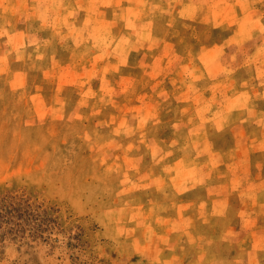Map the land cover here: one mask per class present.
<instances>
[{
	"label": "rangeland",
	"instance_id": "obj_1",
	"mask_svg": "<svg viewBox=\"0 0 264 264\" xmlns=\"http://www.w3.org/2000/svg\"><path fill=\"white\" fill-rule=\"evenodd\" d=\"M0 264H264V0H0Z\"/></svg>",
	"mask_w": 264,
	"mask_h": 264
}]
</instances>
